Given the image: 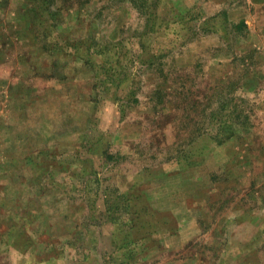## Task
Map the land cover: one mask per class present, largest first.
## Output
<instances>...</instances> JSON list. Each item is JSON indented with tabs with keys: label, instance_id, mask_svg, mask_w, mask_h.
Segmentation results:
<instances>
[{
	"label": "rangeland",
	"instance_id": "rangeland-1",
	"mask_svg": "<svg viewBox=\"0 0 264 264\" xmlns=\"http://www.w3.org/2000/svg\"><path fill=\"white\" fill-rule=\"evenodd\" d=\"M0 264H264V0H0Z\"/></svg>",
	"mask_w": 264,
	"mask_h": 264
}]
</instances>
